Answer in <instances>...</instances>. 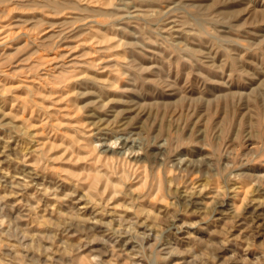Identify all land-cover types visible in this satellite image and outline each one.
Wrapping results in <instances>:
<instances>
[{"label":"rangeland","instance_id":"1","mask_svg":"<svg viewBox=\"0 0 264 264\" xmlns=\"http://www.w3.org/2000/svg\"><path fill=\"white\" fill-rule=\"evenodd\" d=\"M0 264H264V0H0Z\"/></svg>","mask_w":264,"mask_h":264},{"label":"bare ground","instance_id":"2","mask_svg":"<svg viewBox=\"0 0 264 264\" xmlns=\"http://www.w3.org/2000/svg\"><path fill=\"white\" fill-rule=\"evenodd\" d=\"M180 160H183V159H180Z\"/></svg>","mask_w":264,"mask_h":264}]
</instances>
